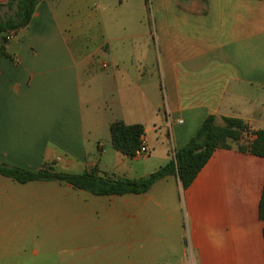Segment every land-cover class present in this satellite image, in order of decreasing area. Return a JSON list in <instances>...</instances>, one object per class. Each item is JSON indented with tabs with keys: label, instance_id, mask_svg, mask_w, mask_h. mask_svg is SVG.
Segmentation results:
<instances>
[{
	"label": "crops",
	"instance_id": "obj_1",
	"mask_svg": "<svg viewBox=\"0 0 264 264\" xmlns=\"http://www.w3.org/2000/svg\"><path fill=\"white\" fill-rule=\"evenodd\" d=\"M8 1L1 17L15 10ZM57 1L42 0L6 43L14 59L0 64V162L141 178L209 115L264 128V0L134 1L142 16L97 22L86 50ZM118 119L145 126L147 154L101 139V124ZM263 188L264 156L236 147L217 148L187 188L170 175L140 194L0 174V264L28 251L38 258L27 264H264Z\"/></svg>",
	"mask_w": 264,
	"mask_h": 264
},
{
	"label": "trees",
	"instance_id": "obj_2",
	"mask_svg": "<svg viewBox=\"0 0 264 264\" xmlns=\"http://www.w3.org/2000/svg\"><path fill=\"white\" fill-rule=\"evenodd\" d=\"M42 0H9L5 5L15 10L8 16H0V64L2 59H14L7 50L6 43L11 36H21ZM4 4H0V7ZM2 37L5 43H1ZM113 147L128 156L136 155L142 146V135L145 126L142 123L128 124L122 119L110 124ZM255 135L253 139L249 137ZM240 151L264 156V128L250 130L245 121L238 117H224L219 123L215 115H209L198 132L182 148L176 150L174 157L149 177L129 178L115 177L112 174H101L98 168L70 172L50 170L51 166L29 169L0 162V174L19 182L33 180H56L71 184L74 188L83 189L97 195L145 193L159 179L176 175L184 188L196 178L217 148H233ZM260 216L264 219V188L260 201Z\"/></svg>",
	"mask_w": 264,
	"mask_h": 264
},
{
	"label": "rangeland",
	"instance_id": "obj_3",
	"mask_svg": "<svg viewBox=\"0 0 264 264\" xmlns=\"http://www.w3.org/2000/svg\"><path fill=\"white\" fill-rule=\"evenodd\" d=\"M95 1H98L99 6H97V8L96 6H93V8H91L92 3L94 4ZM134 1L138 2L140 0H129L122 5L117 4L115 0H111L105 3L103 1L101 2L100 0H90L89 3L87 0H59L60 3L58 1L54 2V6L59 14H63L66 17L65 25L70 38L79 36V39L75 42L73 41V43L77 45V48H79V50H81V47L83 50H86L87 46L90 45L91 33L92 35H97V33L95 32L97 28V22L105 23L106 20V23H108L106 26L110 28L112 26V23L115 24V20L117 18L128 19L130 17L132 18V16H142L141 11L135 8L136 5L131 4ZM110 5H114L115 8H111ZM103 6L110 7V11L106 10V8H104ZM144 16H146L147 18L153 16L152 9H150V7L144 12ZM92 29L94 32H90ZM103 59L104 58H100L99 63H102L100 61H102ZM83 75L87 77V81H90L89 74ZM86 84L89 85V83L87 82ZM90 107L88 109H90ZM106 115L107 119L118 116V114L113 113L112 111L107 112ZM98 133L105 143H111V132L108 125L101 124V126L98 128ZM65 257L67 260L73 259V255L69 252H66ZM37 258L38 256L28 251L21 255V257L19 258V262L20 264H27L28 262L36 260Z\"/></svg>",
	"mask_w": 264,
	"mask_h": 264
},
{
	"label": "built area",
	"instance_id": "obj_4",
	"mask_svg": "<svg viewBox=\"0 0 264 264\" xmlns=\"http://www.w3.org/2000/svg\"><path fill=\"white\" fill-rule=\"evenodd\" d=\"M139 153H142V154H147L149 152V148L146 144V141L142 139V146L141 148L138 150Z\"/></svg>",
	"mask_w": 264,
	"mask_h": 264
},
{
	"label": "water",
	"instance_id": "obj_5",
	"mask_svg": "<svg viewBox=\"0 0 264 264\" xmlns=\"http://www.w3.org/2000/svg\"><path fill=\"white\" fill-rule=\"evenodd\" d=\"M185 1V0H184ZM1 43H5V40H4V38L2 37V39H1ZM50 170H52V171H54L55 169H53V168H50ZM150 175H147L146 177H149Z\"/></svg>",
	"mask_w": 264,
	"mask_h": 264
}]
</instances>
